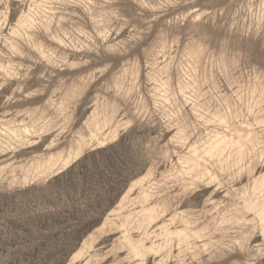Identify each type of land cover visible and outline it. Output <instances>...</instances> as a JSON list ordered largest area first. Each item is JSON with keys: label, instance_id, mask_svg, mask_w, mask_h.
I'll list each match as a JSON object with an SVG mask.
<instances>
[{"label": "rangeland", "instance_id": "obj_1", "mask_svg": "<svg viewBox=\"0 0 264 264\" xmlns=\"http://www.w3.org/2000/svg\"><path fill=\"white\" fill-rule=\"evenodd\" d=\"M0 264H264V0H0Z\"/></svg>", "mask_w": 264, "mask_h": 264}]
</instances>
